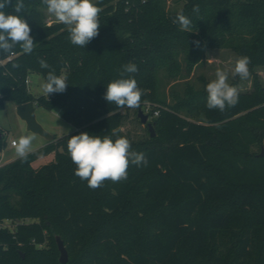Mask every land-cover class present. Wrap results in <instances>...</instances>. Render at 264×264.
<instances>
[{
    "label": "trees",
    "instance_id": "1",
    "mask_svg": "<svg viewBox=\"0 0 264 264\" xmlns=\"http://www.w3.org/2000/svg\"><path fill=\"white\" fill-rule=\"evenodd\" d=\"M15 3L3 11L28 22L35 47L0 52V109L5 100L57 106L75 129L0 165V264H264V157L251 150L264 143V85L254 70L264 66V0H183L178 10L166 0H117L100 12L99 35L84 48L69 42L62 23L42 24V0H23L20 13ZM180 10L193 32L172 22ZM209 48L251 59V89L223 112L207 108L209 81L194 77ZM129 63L138 71L123 78L144 91L140 107L158 109L148 114L154 135L130 141L148 163L93 190L75 175L67 141L113 128L124 136L120 108L103 97ZM52 70L67 76L66 90L33 96L25 79L36 72L46 80ZM49 153L52 160L32 165Z\"/></svg>",
    "mask_w": 264,
    "mask_h": 264
},
{
    "label": "clouds",
    "instance_id": "2",
    "mask_svg": "<svg viewBox=\"0 0 264 264\" xmlns=\"http://www.w3.org/2000/svg\"><path fill=\"white\" fill-rule=\"evenodd\" d=\"M99 0H42L47 6L48 13L65 25L67 39L80 48H84L92 39L99 35L100 12ZM146 2V0H144ZM12 0H0V52L12 54L17 44L22 51L31 54L34 50V38L30 35L31 28L28 22L19 15L6 14L3 9L11 5ZM24 8L23 0H16L15 13H20ZM193 12L199 13V5L193 6ZM178 24L182 31L193 32L192 21L180 10L172 21ZM248 56H240L234 62L231 70L233 77L239 76L242 80L250 76ZM39 64L43 69L51 66L46 60L40 59ZM137 65L129 63L120 73L121 78L111 81L104 93V99L118 108L136 109L141 106L144 91L138 87L134 78H123L125 73H136ZM68 87L67 76H57L54 70L49 71L45 82L42 84L44 93L48 96L52 93H63ZM207 108L209 110L225 111L234 107L239 100V91L229 83V71L218 68L215 78L207 83ZM147 103V101H144ZM56 113V112H55ZM57 115V119L58 114ZM119 129L113 128L111 135H90L81 132L72 135L67 141V151L76 165L75 175L81 180L87 181L88 187L97 189L104 185L105 181L113 183L126 180L130 164L147 166V158L144 153H138L131 148L128 138L119 135ZM115 137V139H113ZM31 135L20 136L14 142L16 155L24 159L33 151Z\"/></svg>",
    "mask_w": 264,
    "mask_h": 264
},
{
    "label": "rangeland",
    "instance_id": "3",
    "mask_svg": "<svg viewBox=\"0 0 264 264\" xmlns=\"http://www.w3.org/2000/svg\"><path fill=\"white\" fill-rule=\"evenodd\" d=\"M100 1V0H99ZM117 0H109L103 2L99 5L103 12L108 4L115 6ZM183 3V0H166V7L169 9L178 10ZM38 9L42 14V24L51 26L53 24L59 23L55 17L48 13L47 6L44 4H39ZM240 56L230 48H209L206 51L205 60L196 66L194 70V77L202 73L207 81H211L215 78V72L218 68L227 69L229 71V83L234 82V87L238 91H247L252 87V74L247 79H241L239 76L233 77L231 75V70L234 66V62ZM254 70L258 73L260 81L264 85V66H256ZM30 81L27 83V87L30 93L33 96H38L45 94L42 89V84L45 82L43 76L40 73L31 72L29 74ZM166 77L162 79L161 90L167 91L168 85L164 82ZM166 94V93H165ZM168 98V97H167ZM153 104V103H152ZM155 104H153L154 106ZM137 109H119L123 114L121 120V131L124 134V137L128 138L129 141H139L148 136V127L145 123H142L137 116ZM58 114V119L57 115ZM35 115L39 123L48 131L53 133L56 137L60 136L63 133L71 132L75 128L74 126L64 120L61 116L60 107H54L52 109L44 108L43 106L35 104ZM150 119V117H149ZM155 132V131H154ZM31 135L34 137L32 141L33 151L39 146L46 144L48 141L36 134L26 129L25 121L17 114L16 112V103L11 100H5L4 107L0 109V136H2L4 144L0 150V165L18 157L15 152V148L10 144L11 139L16 141L20 136ZM264 145V143H262ZM255 153L260 151V145L254 144L251 147ZM53 153H49L44 156L37 157L32 161L33 166H38L42 163L52 160ZM3 224H6L10 227L13 226V223L10 220H4ZM47 245V242L44 243Z\"/></svg>",
    "mask_w": 264,
    "mask_h": 264
},
{
    "label": "water",
    "instance_id": "4",
    "mask_svg": "<svg viewBox=\"0 0 264 264\" xmlns=\"http://www.w3.org/2000/svg\"><path fill=\"white\" fill-rule=\"evenodd\" d=\"M35 102L32 100H28L19 104H16V112L17 114L25 121L26 129L34 132L36 134H39L43 138H45L47 141H50L54 139V134L50 131L46 130L41 123L36 118L35 115ZM137 116L139 117L140 121L142 123H145L148 127V130L150 132V135H154V122L149 119V115L139 107L137 109ZM258 156L264 157V145H260V151L257 153ZM55 242L57 245V248L59 250V257L58 260L62 263L67 262L68 260V253L67 249L65 247V244L63 242V239L59 234L54 235Z\"/></svg>",
    "mask_w": 264,
    "mask_h": 264
},
{
    "label": "built area",
    "instance_id": "5",
    "mask_svg": "<svg viewBox=\"0 0 264 264\" xmlns=\"http://www.w3.org/2000/svg\"><path fill=\"white\" fill-rule=\"evenodd\" d=\"M25 81H26V83H28L30 81L29 77H27L25 79ZM141 108H142L143 112H145L147 114H149L151 112H152V115H157L158 114V109L154 108V106H153V104L151 102L144 103ZM15 141H16L15 139H11L10 140V144L14 146V142Z\"/></svg>",
    "mask_w": 264,
    "mask_h": 264
}]
</instances>
